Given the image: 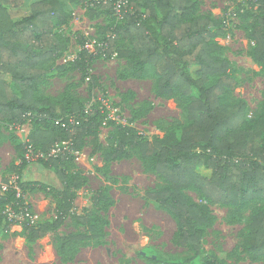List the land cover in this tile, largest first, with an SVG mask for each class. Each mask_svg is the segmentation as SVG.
<instances>
[{
	"label": "trees",
	"instance_id": "16d2710c",
	"mask_svg": "<svg viewBox=\"0 0 264 264\" xmlns=\"http://www.w3.org/2000/svg\"><path fill=\"white\" fill-rule=\"evenodd\" d=\"M26 1L0 0V123L17 128L35 121L16 173L20 175L34 160L54 169L64 186L59 194L67 212L74 190L84 179L69 171L71 153L104 116L76 99L65 113L56 99L38 96L39 85L67 46V39L55 29L71 14L64 0H35L25 15L14 18L12 10ZM73 1L89 6L86 0ZM250 3L257 9L246 27L252 41L250 53L264 72V0ZM96 8L111 14L112 22L103 31L106 36L114 33L113 47L127 43L119 54L128 59L133 75L141 77L146 68H152L157 76L156 93L173 100L185 114L183 124L172 123L164 136L152 140L131 126L115 125L117 139L107 153L109 160L137 155L163 180L161 188L146 196L172 214L179 243L193 253L189 261L178 264H192L201 256L205 227L210 224L203 207L187 196L188 190L197 191L207 202L232 208L238 215L259 204L245 249L253 261H264V101L250 116L247 102L231 95L237 85L231 72L233 63L218 42L225 32L224 20L201 13L199 0H129L120 23L113 15L112 3ZM95 57L83 47L72 65L87 74ZM63 141L68 142L67 148L61 146L57 154H50ZM4 182L0 183V230L14 223L7 208L19 213L24 204L15 186L7 179ZM102 200L105 205L112 204L106 194L97 193L95 201ZM27 219L31 241L56 231L61 222L58 218L34 224L29 216ZM78 238L84 239L82 235L56 234L62 246ZM203 264L222 263L210 259Z\"/></svg>",
	"mask_w": 264,
	"mask_h": 264
},
{
	"label": "rangeland",
	"instance_id": "374dc122",
	"mask_svg": "<svg viewBox=\"0 0 264 264\" xmlns=\"http://www.w3.org/2000/svg\"><path fill=\"white\" fill-rule=\"evenodd\" d=\"M33 1L27 0L13 9V17L25 15ZM199 1L201 13L226 23L218 42L225 48L224 56L233 63L231 72L237 85L231 95L234 99H244L249 115L254 116L264 101V72L251 56L252 41L247 37L246 27L257 9L252 8L250 0ZM64 2L71 18L55 31L67 39V46L39 85L38 96L56 99L61 105L59 110L65 113L70 112L69 104L76 99L83 107L100 111L104 118L94 131L85 135L80 148L71 153L69 171L81 174L84 179L74 190L67 212L59 194L64 186L54 169L34 160L20 175L16 173L15 166L21 163L25 143L36 128L35 121L28 120L17 128L7 122L0 123V183H6L7 179L15 186L17 197L24 201L19 213L13 214V225L0 230V264L189 261L193 253L179 243L175 218L146 196L148 191L161 188L163 180L137 155L116 160H109L107 155L117 139L115 125L131 126L152 140L164 136L172 123L183 124L185 114L173 100L156 93L157 76L152 68H146L141 77L133 75L128 59L119 54L126 42L114 47L117 52L114 58L96 56L89 73L76 70L72 62L82 51L83 43L94 37L99 40L107 37L109 34L106 36L103 30L112 18L105 9L82 6L73 0ZM88 7L97 10L94 13ZM67 143L58 145L67 148ZM99 192L106 194L112 204L96 202ZM186 194L203 207L210 219L205 227L202 254L192 264H203L210 259L222 264H264L263 260L253 261L245 249L251 218L259 204L250 205L238 215L232 208L205 201L197 191L188 190ZM27 216L34 224L54 222L58 218L61 222L56 231L31 241L25 227L29 223ZM56 234L82 235L84 239L62 246Z\"/></svg>",
	"mask_w": 264,
	"mask_h": 264
},
{
	"label": "built area",
	"instance_id": "2783aa9c",
	"mask_svg": "<svg viewBox=\"0 0 264 264\" xmlns=\"http://www.w3.org/2000/svg\"><path fill=\"white\" fill-rule=\"evenodd\" d=\"M129 0H86L87 5H91L94 7H107L112 3L113 7V15L116 18L117 22L120 23L124 19V13L123 9L128 4ZM225 23V21H224ZM226 24V23H225ZM115 39L114 33H110L107 37H104L103 39L99 40L97 38H93L91 40L85 41L84 48L89 51L90 53H93L95 56H105V57H112L114 58L117 55V52L114 50L113 47V40ZM61 145H59V148H53L50 152V154H57L60 151ZM3 188L6 189V185H3ZM9 211L10 217H14V212Z\"/></svg>",
	"mask_w": 264,
	"mask_h": 264
},
{
	"label": "crops",
	"instance_id": "0c3cea01",
	"mask_svg": "<svg viewBox=\"0 0 264 264\" xmlns=\"http://www.w3.org/2000/svg\"><path fill=\"white\" fill-rule=\"evenodd\" d=\"M28 11H29V10H28ZM28 11H27V12H28ZM27 12H26V13H27Z\"/></svg>",
	"mask_w": 264,
	"mask_h": 264
}]
</instances>
